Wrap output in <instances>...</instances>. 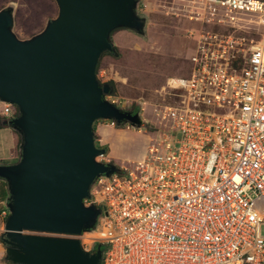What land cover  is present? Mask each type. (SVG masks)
Wrapping results in <instances>:
<instances>
[{
	"label": "built area",
	"instance_id": "built-area-1",
	"mask_svg": "<svg viewBox=\"0 0 264 264\" xmlns=\"http://www.w3.org/2000/svg\"><path fill=\"white\" fill-rule=\"evenodd\" d=\"M193 4L189 20L207 28L190 75L168 82L179 92L159 107L167 129L84 201L104 208L80 236L86 250L99 245L102 264H264V0ZM248 18L259 37L250 44L239 35ZM1 114L17 110L4 104Z\"/></svg>",
	"mask_w": 264,
	"mask_h": 264
},
{
	"label": "water",
	"instance_id": "water-1",
	"mask_svg": "<svg viewBox=\"0 0 264 264\" xmlns=\"http://www.w3.org/2000/svg\"><path fill=\"white\" fill-rule=\"evenodd\" d=\"M59 15L29 41L11 31L10 9L0 11V103L17 110L1 124L21 137L20 159L0 165L8 185L9 215L2 244L12 264H102V251L73 237L96 230L104 208L87 206L97 178L118 170L95 141L94 124L113 121L142 129L133 114L107 100L97 77L103 54L113 52L117 29L140 33L138 0H55ZM10 7V6H9Z\"/></svg>",
	"mask_w": 264,
	"mask_h": 264
},
{
	"label": "rangeland",
	"instance_id": "rangeland-1",
	"mask_svg": "<svg viewBox=\"0 0 264 264\" xmlns=\"http://www.w3.org/2000/svg\"><path fill=\"white\" fill-rule=\"evenodd\" d=\"M193 2L138 0L135 13L144 19L143 30L140 33L128 29L112 32L114 51L102 55L97 77L102 84L111 87L107 100H121L126 102L127 111H139L142 129L138 131L129 124L112 127L109 122H96V145L107 151L105 156L97 157V162L112 163L117 170L122 165L130 166L129 162L142 159L152 140L157 145L155 141L167 129L168 123L162 121L159 107L177 103V97L171 94L179 92L168 89V82L175 79L173 86H178V80L190 75V59L196 55L200 34L207 28L201 20H189L197 12L192 9ZM4 8L10 9L11 31L21 41H29L42 33L59 15L55 0H0V11ZM250 20L243 23L244 31L239 34L245 36L248 44L259 38L254 33L256 25L249 23ZM3 105L0 103L1 111ZM73 238L81 239L80 236Z\"/></svg>",
	"mask_w": 264,
	"mask_h": 264
},
{
	"label": "crops",
	"instance_id": "crops-1",
	"mask_svg": "<svg viewBox=\"0 0 264 264\" xmlns=\"http://www.w3.org/2000/svg\"><path fill=\"white\" fill-rule=\"evenodd\" d=\"M16 5L14 4V7ZM5 120L6 118L2 116L0 109V165H12L20 159L21 137L13 128L1 124ZM13 159L15 160L13 161ZM7 161L9 162L6 163ZM8 199V185L4 180L0 179V264H12L6 258V248L2 244L1 237L4 233L7 218L3 215V212H9L7 208Z\"/></svg>",
	"mask_w": 264,
	"mask_h": 264
},
{
	"label": "bare ground",
	"instance_id": "bare-ground-1",
	"mask_svg": "<svg viewBox=\"0 0 264 264\" xmlns=\"http://www.w3.org/2000/svg\"><path fill=\"white\" fill-rule=\"evenodd\" d=\"M175 82H176L175 79H170V80H169V83H170V84H174Z\"/></svg>",
	"mask_w": 264,
	"mask_h": 264
},
{
	"label": "flooded vegetation",
	"instance_id": "flooded-vegetation-1",
	"mask_svg": "<svg viewBox=\"0 0 264 264\" xmlns=\"http://www.w3.org/2000/svg\"><path fill=\"white\" fill-rule=\"evenodd\" d=\"M130 112H132L133 114H135L136 113V110L133 109V110H130Z\"/></svg>",
	"mask_w": 264,
	"mask_h": 264
},
{
	"label": "trees",
	"instance_id": "trees-1",
	"mask_svg": "<svg viewBox=\"0 0 264 264\" xmlns=\"http://www.w3.org/2000/svg\"><path fill=\"white\" fill-rule=\"evenodd\" d=\"M94 128H95V127H94ZM98 248H99V245L95 246L94 250H95V249H98Z\"/></svg>",
	"mask_w": 264,
	"mask_h": 264
}]
</instances>
